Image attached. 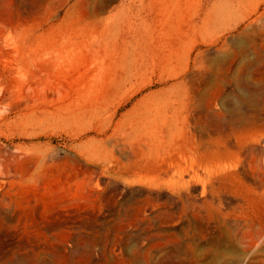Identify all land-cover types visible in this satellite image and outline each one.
Here are the masks:
<instances>
[{
    "label": "rangeland",
    "instance_id": "obj_1",
    "mask_svg": "<svg viewBox=\"0 0 264 264\" xmlns=\"http://www.w3.org/2000/svg\"><path fill=\"white\" fill-rule=\"evenodd\" d=\"M0 264H264V0H0Z\"/></svg>",
    "mask_w": 264,
    "mask_h": 264
}]
</instances>
